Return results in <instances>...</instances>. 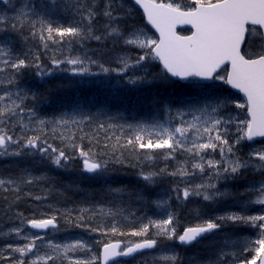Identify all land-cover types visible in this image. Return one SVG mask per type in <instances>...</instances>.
<instances>
[{"label":"snow or ice","instance_id":"snow-or-ice-1","mask_svg":"<svg viewBox=\"0 0 264 264\" xmlns=\"http://www.w3.org/2000/svg\"><path fill=\"white\" fill-rule=\"evenodd\" d=\"M134 5L143 27L127 26L126 0H0V161H11L0 164V264H264V0ZM63 16L70 22H58ZM16 39L38 44L18 51ZM109 45L122 54L106 59ZM75 46L82 51L74 54ZM29 70L40 80L125 78L132 70L130 85L186 83L181 95L157 99L161 116L149 121L121 123L79 104L49 119L34 106L42 94L21 83ZM217 82L227 87L209 94ZM74 161L105 186L102 200L61 208L33 193L38 184L55 190L54 178L34 174L35 165L68 170ZM124 169L136 170L140 187L111 175ZM249 175L259 179L241 183ZM165 177L171 194L153 199ZM26 200L35 202L27 215L19 210ZM172 200L227 210L206 216L196 207L194 221L182 225ZM133 202L162 212L140 214ZM61 222L90 238L58 241L55 234L67 230ZM205 240L203 254L185 255Z\"/></svg>","mask_w":264,"mask_h":264},{"label":"trees","instance_id":"trees-1","mask_svg":"<svg viewBox=\"0 0 264 264\" xmlns=\"http://www.w3.org/2000/svg\"><path fill=\"white\" fill-rule=\"evenodd\" d=\"M138 14H140V21L143 23L141 13L138 12ZM61 22L65 23L63 20ZM15 45L18 51H23L27 47L33 46L30 41L28 45H23L17 40H15ZM109 46L112 48L111 45ZM43 62L45 65L48 64L45 57ZM156 71H158V68H156ZM45 81L47 82L45 83ZM21 83L26 88L31 87L33 91H38L42 94L41 99L34 105L40 116L56 117L61 113L71 112L74 106L79 104L85 111L108 113L118 117L119 122L123 123H131L132 119H150V115L154 112L160 117L161 103H166L169 97H176L184 92L181 87L182 84L178 82L168 85L159 82L130 85L123 80L112 82L110 78L101 76L90 80H78L56 75L39 80L34 75V70L26 72ZM180 88H182L181 92L179 91ZM157 99L161 103H157ZM7 164L10 165L11 162ZM70 168L67 173L65 170L53 175L55 183L52 187L63 191L64 195L62 198L72 204V206L73 204L78 206L83 201L88 200L92 202L102 200V187L105 186L98 181L87 178L86 174L80 171L74 172V170L77 171L79 169L78 161H74ZM111 175L115 176L130 190L140 187L135 169L115 171ZM252 178L254 177L249 175L245 181ZM164 186L171 187L170 177L162 178L150 195L153 196L156 189ZM131 206L140 214L151 210V205L142 206L138 202H133Z\"/></svg>","mask_w":264,"mask_h":264},{"label":"rangeland","instance_id":"rangeland-1","mask_svg":"<svg viewBox=\"0 0 264 264\" xmlns=\"http://www.w3.org/2000/svg\"><path fill=\"white\" fill-rule=\"evenodd\" d=\"M126 5L131 8V11L133 13L132 16L128 17V20L130 21V23L127 26L128 27H132L134 25L136 27H143L145 25V22L144 23H141V21H140L141 20L140 14H138L139 10L134 5V3L132 2V0H126ZM7 14L9 16H11L13 13L11 11H8ZM141 17H142V15H141ZM62 20L65 21V22H70V17L63 16V17H61V18L58 19V22L62 23L61 22ZM151 32L154 33L152 30H151ZM183 34H188V32H183L181 35H183ZM16 40L18 42H20L19 39H16ZM30 42H31V44H33V46L36 45V44H38V41H32V40H30ZM92 46L93 47L95 46V42H92ZM109 48H110L111 51L109 52L108 57H106V59L114 58L117 54H122V50H121V48L119 46L118 47H115V48H113V47L111 48L109 46ZM80 51H82V50L79 49L78 46H75L73 48V53L74 54L76 52H80ZM129 54L132 55V56H135L136 55L135 52H131ZM48 55H51V53H49ZM45 59L48 62V59L46 57H45ZM154 70H156V69H154ZM55 75L56 76H61L63 78H68V79L69 78H76L78 80H90L92 78H96V77L72 76V75L67 74V73H56ZM130 75H132V70H130L129 73L127 74V76H130ZM127 76L125 78H120V77H117L115 75H112V76L105 77V78H110V81H112V82H117L119 80H123L124 82H126ZM101 77H104V76H101ZM47 78L48 77H45L44 79H47ZM140 85H142V84H140ZM226 87L227 86L222 85L219 82H217V87L214 88V89H211V91H210L209 94L219 93L223 89H225ZM181 90H182V88L179 89L180 92H181ZM240 99L242 100L243 97L240 96ZM236 111H239V110H236ZM41 117H43V118H49V119L51 118V117H48L46 115L41 116ZM156 118H160V117L157 115V113L154 112V113H152L150 115V119H143V118H141L142 120L132 119L131 120V123H136L138 121H149V120L156 119ZM121 123H123V122H121ZM8 162H11V161H7V162L0 161V164H5V163H8ZM23 164L31 167V165L28 164L27 161H24ZM34 169H36V170H33L34 171V174H36V175L46 174V175H48L50 177H54L53 175H55L56 173L58 174L60 171L61 172L62 171H65V170L55 169L52 166L47 165V164H37V165H35ZM70 169L71 168H69L68 170H66V173L69 172ZM74 172H79V169H77V171L74 170ZM253 179H259V177H254L251 180L248 179L247 181L244 180V181H241V183H247L249 181H252ZM170 188H171L170 186L169 187L168 186H164L162 188V190H157L154 193V195H153V199H156V198H159L160 196H163L166 191H168L169 194H171L170 193ZM32 191L35 194H41V195L47 194L48 197H49L47 203L49 202V203H51V204H53V205H55L57 207H61V208H64V207L75 208V207H77V206H72V204H70L69 202H66V200H64L62 198V196L64 195L62 190L55 189L51 193H46L45 190H44V186L38 184V185H36V186H34L32 188ZM85 202H92V201H89L88 200V201H83L82 203H85ZM2 203L3 202L0 201V206H2ZM171 203H172V206L174 208H176V211L179 214V219H180V222H181L182 225H185L187 223H190V222H193L194 221V217H193V214H192V209L193 208L201 207L202 206L203 214L206 215V216L217 215V214H220L223 211L227 210V206L225 204H223V203L222 204H219V205H214V206H211V207L204 206V202L199 201V200L193 201V202L187 204V206H178V202L175 201V200H172ZM34 206H35V202H33V201H30V200L22 201L20 203V205H19V210L20 211H23L27 215V214H30V212L32 211V208ZM161 212H162L161 209H156V208H154V207L151 206V210L149 212H147V214L150 215V216H152V215H159V214H161ZM141 214H143V213H141ZM61 223H62V226L65 229H67V230L66 231H61L60 233L55 234V238L58 241H62L64 239H75V238H79L80 236H84L85 239H89L90 238L87 233L82 232L80 229L70 228L67 225H63V222H61ZM0 227H3V224L2 223H0ZM243 235H250V233L244 232ZM104 239H108V237H104ZM111 239H113V240H127V239H136V238H133V237L121 238L119 236H116V237H111ZM209 242H210V240H205L203 242V244H201V245H199L197 247L190 248V249H185L184 250L185 255L188 256V257H191V256H193L196 253L203 254V252L205 250V247H206V245ZM95 250L97 252H99V248H97ZM131 264H136V261H132Z\"/></svg>","mask_w":264,"mask_h":264},{"label":"water","instance_id":"water-1","mask_svg":"<svg viewBox=\"0 0 264 264\" xmlns=\"http://www.w3.org/2000/svg\"><path fill=\"white\" fill-rule=\"evenodd\" d=\"M133 2H134V0H133ZM137 6V5H136ZM138 8H139V6H137ZM141 11H142V13H143V10L142 9H140ZM145 22H146V20H145ZM150 28H151V26L150 25H148ZM181 29H190V26H188V25H178L177 26V28H176V31L178 32V30H181ZM154 32H155V30L154 29H152ZM158 35V34H157ZM179 82H181V83H186V82H183V81H179ZM233 91H235V90H233Z\"/></svg>","mask_w":264,"mask_h":264},{"label":"bare ground","instance_id":"bare-ground-1","mask_svg":"<svg viewBox=\"0 0 264 264\" xmlns=\"http://www.w3.org/2000/svg\"><path fill=\"white\" fill-rule=\"evenodd\" d=\"M47 104V103H46ZM54 193V192H53ZM76 194V193H75ZM80 202V201H79ZM79 202H76V203H79ZM49 203V202H48ZM75 203V202H74ZM73 206H74V204H73Z\"/></svg>","mask_w":264,"mask_h":264}]
</instances>
